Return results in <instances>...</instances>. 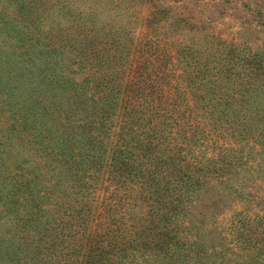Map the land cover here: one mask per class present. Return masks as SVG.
<instances>
[{"label":"trees","instance_id":"1","mask_svg":"<svg viewBox=\"0 0 264 264\" xmlns=\"http://www.w3.org/2000/svg\"><path fill=\"white\" fill-rule=\"evenodd\" d=\"M96 1L0 0V264H186L206 253L181 215L195 194L263 171L260 52L157 28L133 43ZM231 234L264 264V216Z\"/></svg>","mask_w":264,"mask_h":264},{"label":"rangeland","instance_id":"2","mask_svg":"<svg viewBox=\"0 0 264 264\" xmlns=\"http://www.w3.org/2000/svg\"><path fill=\"white\" fill-rule=\"evenodd\" d=\"M99 1L100 4L96 1L97 7H101V18H105V23L117 27L128 21L125 27L132 29L130 36L133 43H139L143 34L147 35L157 28L160 33H174L182 44L193 45L196 49L205 46L206 42H223L237 48L260 52L264 58V0ZM146 19L160 21L149 28ZM132 65L130 62L129 71L125 70L120 82H128ZM111 111L115 113L111 117L115 127L113 133L107 134L103 143L107 152L99 155L103 176L109 162V148L114 142L113 135L120 121L119 107L115 106ZM259 165L262 172L255 169V164H248L245 170L229 177L227 183L211 184L195 194L194 208L181 215H184L189 233L199 242H203L206 253L204 257H196L191 261H186L189 259L183 257L186 264H263L261 259L258 260L256 249L248 248L250 250L239 252L241 246L231 234L237 220L244 215L251 219L257 215L264 216V162ZM107 186L106 182L93 184L89 191L96 188V193L101 196L108 189ZM128 210L131 213L139 212L132 207ZM146 211L147 207L142 209V212ZM259 231H262L261 228L254 231L257 238ZM167 261L162 257L138 255L133 259V264H167Z\"/></svg>","mask_w":264,"mask_h":264}]
</instances>
